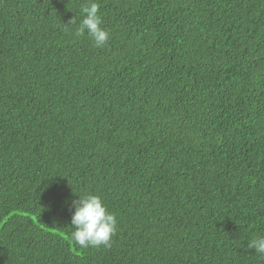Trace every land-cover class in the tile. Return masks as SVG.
Here are the masks:
<instances>
[{"label":"trees","instance_id":"trees-1","mask_svg":"<svg viewBox=\"0 0 264 264\" xmlns=\"http://www.w3.org/2000/svg\"><path fill=\"white\" fill-rule=\"evenodd\" d=\"M97 2L0 0V264H264V0Z\"/></svg>","mask_w":264,"mask_h":264},{"label":"clouds","instance_id":"clouds-1","mask_svg":"<svg viewBox=\"0 0 264 264\" xmlns=\"http://www.w3.org/2000/svg\"><path fill=\"white\" fill-rule=\"evenodd\" d=\"M83 17L76 28L77 36L85 32L92 38L97 48H102L110 39V33L102 27L103 20L100 15V5L97 0H88L87 6L82 9ZM77 18L73 17L69 24H76ZM74 193V192H73ZM74 195H77L74 193ZM78 199L71 200L70 210L71 239L82 248L110 247L111 241L117 232V217L110 212L102 198L95 194L78 195ZM248 248L255 253L264 255V236L256 237L248 244Z\"/></svg>","mask_w":264,"mask_h":264}]
</instances>
